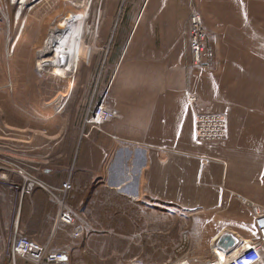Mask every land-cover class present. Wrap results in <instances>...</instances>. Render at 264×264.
Listing matches in <instances>:
<instances>
[{"label": "crops", "instance_id": "0c3cea01", "mask_svg": "<svg viewBox=\"0 0 264 264\" xmlns=\"http://www.w3.org/2000/svg\"><path fill=\"white\" fill-rule=\"evenodd\" d=\"M215 2L223 4L222 15L229 18V21L223 20L222 28L213 24L209 8L202 9V0H193L204 15L206 29L211 28L218 37V45L222 46L223 55L216 60L218 68L212 72H199L188 62L184 42L188 17L180 23L181 18L172 15L160 27L150 20L144 30L137 25L138 19L129 24L126 49L123 46L122 53L118 54L117 72H111L108 86L109 105L117 117L100 130L93 127L83 130V126L78 128L72 120L70 123L67 120L65 125L60 119L63 128L71 127V130L65 128L62 133L60 129L46 136L51 145L50 157L60 159L57 161L60 165L54 168L63 176L53 183L56 189L39 188L56 206V213L46 233L39 232L38 228V232L30 234L34 241L46 244L55 239V248L46 244L51 250L67 246L69 263L71 252L79 242L80 247L76 249L79 255L75 252L78 264H117L115 240H127L135 245L136 239L152 230V220L146 222L144 218L140 228L135 224L142 222L140 216L143 218L136 208L148 203L164 210L168 206L190 210L188 245L192 261L186 255L178 264H214L223 258L218 252L234 254L235 246L226 251L218 247L223 235L233 236L237 244L254 242L252 209L243 200L260 207L264 200L261 173L264 165L261 159L264 157L261 147L264 142V0H204L205 4ZM218 72L221 76H214ZM74 87L75 97L73 85H66L59 92H69L70 108L84 110L88 91L80 79ZM67 94L56 98L64 100ZM188 94L195 97L193 105L188 103ZM77 102L82 106L77 107ZM195 113L225 115L229 125L227 138L217 143L195 140ZM16 139L17 143L24 140L23 136ZM16 160L23 161V152L16 151ZM69 172L75 179L68 198L70 195L72 200L76 193L81 198L76 203L78 223L57 226L59 208L52 196L57 194ZM54 174L50 169L44 175ZM85 178L87 187L96 181L94 193L89 191L90 187L85 191ZM104 191L117 196L115 209L100 204L99 196ZM116 206H127L131 212L122 213ZM65 227L71 230L59 229ZM77 227H82V232L74 239L71 234ZM154 229L162 234L167 225ZM160 251L165 253L161 248ZM132 255L135 259V251Z\"/></svg>", "mask_w": 264, "mask_h": 264}, {"label": "rangeland", "instance_id": "374dc122", "mask_svg": "<svg viewBox=\"0 0 264 264\" xmlns=\"http://www.w3.org/2000/svg\"><path fill=\"white\" fill-rule=\"evenodd\" d=\"M195 5L193 0H0V264H27L12 256L13 238L21 234L32 239L30 234L38 232V228L46 233L52 227L56 206L39 188L56 189L53 183L59 182L63 174L54 168L60 165L57 164L60 159L50 157L51 145L46 136L60 129L62 133L65 128L71 130V127L63 128L60 119L65 125L67 120L69 123L72 120L81 129L93 94L94 98L106 91L109 95L111 72H117L118 54L123 46L126 49L129 24L138 19L137 25L144 30L150 20L159 25L172 15L181 18L182 23L192 9L204 18L200 7ZM201 5L204 10L210 9L216 27L222 28L223 20L229 21L222 15V3L205 4L202 0ZM208 30L214 61L210 69H198L199 72L217 69L215 62L223 55L217 35L211 28ZM79 79L89 99L84 110L75 111L68 104L69 92L61 93L59 89L73 85L75 97L74 85H78ZM77 91L79 94L80 89ZM65 94L68 96L64 100L56 98ZM262 101L264 106V93ZM107 105L110 107L108 97ZM76 106L82 104L77 102ZM50 117L53 118L49 120ZM17 136H23L22 143L21 140L17 143ZM261 147L264 149V142ZM17 150L23 152V161L16 160ZM261 159L264 161V157ZM50 169L55 174L45 176ZM71 172L65 181L70 179L74 183ZM261 173L264 183V165ZM43 194L48 200L39 205V200L45 199ZM68 206L78 219L79 206L77 210L69 203ZM136 209L137 214H143L142 225L144 218L146 222L153 221L152 230L136 239L135 245L127 240H115V246L119 244L117 264H178L186 255L192 261L188 245L190 210L174 206L164 210L148 203ZM163 223L167 230L159 234L154 228L160 229ZM54 242L51 239L46 244L55 248ZM120 242L125 243V248ZM74 247L69 264L79 261L76 257L79 242ZM132 250L136 252L135 259L128 258ZM73 252L78 255L74 256Z\"/></svg>", "mask_w": 264, "mask_h": 264}, {"label": "built area", "instance_id": "2783aa9c", "mask_svg": "<svg viewBox=\"0 0 264 264\" xmlns=\"http://www.w3.org/2000/svg\"><path fill=\"white\" fill-rule=\"evenodd\" d=\"M201 14L192 9L185 25L184 42L190 66L197 69L208 70L213 65L214 51L209 44L207 31L204 28ZM108 91L90 101L89 107L83 119V130L93 127L96 130L117 117V113L107 105ZM188 103L194 104L195 97L189 96ZM228 119L222 114H197L193 115V136L201 143L221 142L228 136ZM71 190V181L68 179L57 189L53 200L58 205V213L55 219L56 225L75 226L78 222L74 213L68 208L66 198ZM245 205L252 209L255 228L254 242L246 245L237 244L234 254L224 253L221 261L214 264H264V209L258 205H250L243 200ZM82 227H77L71 234L77 239L81 236ZM244 246V247H243ZM12 256L23 260L27 264H69V251L65 246L59 250H51L47 245L17 234L12 240Z\"/></svg>", "mask_w": 264, "mask_h": 264}, {"label": "trees", "instance_id": "16d2710c", "mask_svg": "<svg viewBox=\"0 0 264 264\" xmlns=\"http://www.w3.org/2000/svg\"><path fill=\"white\" fill-rule=\"evenodd\" d=\"M85 113V112H84ZM82 122H83V119H82ZM82 126V125H81ZM79 128V127H78ZM85 180H86V178L84 179V184H83V186H84V189H85V191L87 192V190H88V187H90L89 188V191L91 192V193H94L97 189H96V187L94 186V184H95V182L96 181H93L92 182V186L90 185V184H88V187H87V185H86V182H85ZM89 181H90V179H88V183H89ZM91 182V181H90ZM73 194V192L71 193V195ZM44 195V194H43ZM43 195H41V196H43ZM34 196V195H33ZM100 198H99V202H100V204H102L103 205V207L104 208H107V209H115V205H114V199L115 198H117V196H115L112 192H109V191H104L100 196H99ZM42 198V197H41ZM44 201H40L39 200V205H41V204H43V203H45V200H47V197L44 195ZM81 198H80V194H78V193H76L74 196H73V199L72 200H70V195H69V198H68V195H67V203H69V205L72 207V208H74L75 210H77V208H76V203L77 202H79V200H80ZM93 200H98V197H93L92 198ZM70 200V201H69ZM33 201V204L35 203L34 202V200H32ZM46 203H47V201H46ZM40 207V206H39ZM117 207H120L121 209H120V211L123 213V212H131V211H129V209L127 208V206H124V207H121V206H116V208ZM117 211V210H116ZM136 226L137 227H139L140 228V224H141V222L140 221H136ZM138 228V229H139ZM59 229H61V230H63V231H69L70 230V228H59ZM73 230V229H72ZM65 234L64 233H61V236H64ZM143 243H145V244H148L147 242H143ZM120 244L121 245H123V246H125V243H123V242H120ZM120 245V246H121ZM117 249L119 248V244L117 245V247H116ZM120 253H122L121 251H120ZM135 254H136V252H135ZM129 257H133V255H131V256H129Z\"/></svg>", "mask_w": 264, "mask_h": 264}, {"label": "water", "instance_id": "95a60500", "mask_svg": "<svg viewBox=\"0 0 264 264\" xmlns=\"http://www.w3.org/2000/svg\"><path fill=\"white\" fill-rule=\"evenodd\" d=\"M218 247L221 249V250H228L229 248H233L234 246L237 245V241L236 239L231 236V235H223L219 240H218V243H217Z\"/></svg>", "mask_w": 264, "mask_h": 264}, {"label": "bare ground", "instance_id": "6f19581e", "mask_svg": "<svg viewBox=\"0 0 264 264\" xmlns=\"http://www.w3.org/2000/svg\"><path fill=\"white\" fill-rule=\"evenodd\" d=\"M54 74V73H53ZM119 187V186H118ZM128 188V187H127ZM123 192V191H122ZM123 194V193H122ZM217 255L219 256V257H223L224 256V253H220V252H218L217 253ZM219 262V261H218ZM213 263V262H212Z\"/></svg>", "mask_w": 264, "mask_h": 264}]
</instances>
